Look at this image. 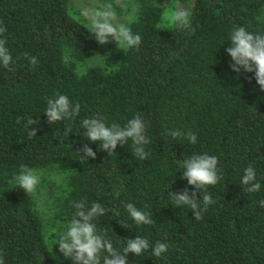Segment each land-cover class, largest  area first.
I'll list each match as a JSON object with an SVG mask.
<instances>
[{
  "label": "trees",
  "instance_id": "1",
  "mask_svg": "<svg viewBox=\"0 0 264 264\" xmlns=\"http://www.w3.org/2000/svg\"><path fill=\"white\" fill-rule=\"evenodd\" d=\"M141 36L138 48L100 45L70 8L69 0H0V21L15 62L0 65V253L5 264H73L50 243L47 220L33 193L9 184L21 165L63 174L55 206L69 222L73 201L99 202L108 211L95 219L114 246L142 236L166 242L160 258L151 248L128 254L129 264H264V91L252 73L229 67L233 29L264 34V0H102ZM178 9L189 13L179 27ZM36 56L29 65L23 56ZM100 58L98 64L87 60ZM239 76V78H237ZM65 94L81 105L73 120L47 123V101ZM140 114L147 125V159L135 158L131 141L111 157L84 134V118L102 117L123 126ZM39 119L36 137L24 123ZM17 118L21 122L16 123ZM191 130L196 144L173 139L166 129ZM88 144L96 158L75 152ZM216 155L223 180L208 186L215 203L202 220L177 207L169 192L192 186L177 164L194 154ZM82 155V153H81ZM251 164L262 187L245 191ZM197 198L202 199L198 193ZM152 213L153 224L136 225L124 205ZM126 225L128 228L122 227Z\"/></svg>",
  "mask_w": 264,
  "mask_h": 264
},
{
  "label": "clouds",
  "instance_id": "2",
  "mask_svg": "<svg viewBox=\"0 0 264 264\" xmlns=\"http://www.w3.org/2000/svg\"><path fill=\"white\" fill-rule=\"evenodd\" d=\"M81 15L89 24L88 31L100 45L113 41L127 48H138L141 43L139 34H134L131 28L117 20L111 4L99 8L84 7ZM188 17L189 13L183 9H178L174 14L179 27L190 26ZM6 32L7 28L0 21V65L12 72L15 70L12 67L15 62L6 47ZM226 53L231 58L229 67L232 71L237 74L252 73L253 76L247 79L251 82L254 78L259 89L264 91V34L249 31L244 26L237 27L230 35V46L226 49ZM23 56L30 66L35 67L38 64L36 56H30L28 53H24ZM80 108L79 102L73 103L67 95L57 93L54 98L48 99L44 113L47 116V123L51 125L69 119L74 120L79 115ZM20 122L21 118H17L16 123ZM39 124V119L27 118L24 128L29 138L36 137L38 131L31 126ZM81 127L84 129L83 135L93 143L99 142V149L105 151L109 157L115 154L118 144L123 146L128 144L129 140L135 158L144 160L150 155L145 146L151 141L147 137V125L140 114H136L123 126L115 122L108 126L100 116L84 118L81 121ZM166 134L173 139H187L191 144H196L198 140L191 130L185 132L175 128L166 129ZM75 153L85 158H96V152L88 144H84ZM177 164L184 170L181 178L185 179L187 185L192 186L193 190L190 192L186 186L183 190L169 192L168 195L177 207L188 206L193 213V219L202 220L209 205L215 203L211 193L207 191L208 186H214L224 178L223 170L219 167V159L216 155L205 152L183 157L177 161ZM40 180L41 177L35 169L21 165L19 173L13 175L8 183L31 194L36 191ZM241 183L246 186L245 191L249 193L258 192L261 189L262 185L257 180L256 171L251 164L243 170ZM198 193L202 194V199L197 198ZM259 204L264 207V200H260ZM72 207L75 212L72 219L65 225L57 244L59 252L65 258L71 259L73 264H129V253L139 256L151 248L152 256L160 258L169 249L166 242L157 240L152 245L148 238L136 236L134 239L128 238L126 246L119 250L108 238L106 230H99L94 222L96 218L104 216L108 209L99 202H92L88 207L86 199L73 201ZM124 208L136 225L153 224L151 212L137 208L131 202L125 204ZM121 226L128 228L126 225ZM3 257L4 254L0 253V264H5Z\"/></svg>",
  "mask_w": 264,
  "mask_h": 264
},
{
  "label": "rangeland",
  "instance_id": "3",
  "mask_svg": "<svg viewBox=\"0 0 264 264\" xmlns=\"http://www.w3.org/2000/svg\"><path fill=\"white\" fill-rule=\"evenodd\" d=\"M69 3L73 13L88 26L89 24L87 20L81 15V10L84 7L99 8L107 5L102 0H69ZM116 16L120 23H124L125 20H127V16L123 14L116 13ZM99 62L100 58L95 57L91 60H87L85 64L92 65L98 64ZM36 172L40 175L41 180L37 185L36 191L33 193L34 207H36L47 220L49 234H53L51 235L53 238L50 239L51 241L49 244H52L53 246L55 244L54 247L59 248V245L57 244L58 238L64 230L65 225L68 223L61 219L55 206L59 194V187L64 181V176L56 170H36Z\"/></svg>",
  "mask_w": 264,
  "mask_h": 264
}]
</instances>
